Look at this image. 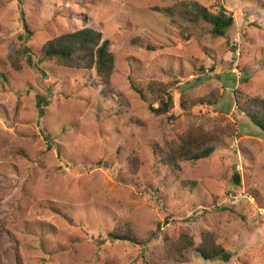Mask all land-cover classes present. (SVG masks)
<instances>
[{"label": "rangeland", "instance_id": "rangeland-1", "mask_svg": "<svg viewBox=\"0 0 264 264\" xmlns=\"http://www.w3.org/2000/svg\"><path fill=\"white\" fill-rule=\"evenodd\" d=\"M178 1L0 0V264H264V132L234 102L264 97V0H186L227 8L226 38L157 10ZM84 27L109 41L108 83L94 69L37 62L47 40ZM154 79L175 82L166 114L148 108ZM216 87L215 105L180 106ZM224 117L236 132L210 157L173 170L154 158V144ZM117 221L157 237L106 240ZM204 231L229 255L208 262L189 249L177 261L170 242Z\"/></svg>", "mask_w": 264, "mask_h": 264}, {"label": "trees", "instance_id": "trees-1", "mask_svg": "<svg viewBox=\"0 0 264 264\" xmlns=\"http://www.w3.org/2000/svg\"><path fill=\"white\" fill-rule=\"evenodd\" d=\"M17 1L21 3L22 0ZM157 10L164 13L175 23L194 26L201 23L207 24L209 25V33L214 37L226 38V31L234 22L233 14L221 4L218 5L217 11H210L203 5L183 0L175 2L171 6L157 8ZM21 21L24 29L23 34L28 36L30 30L25 22L23 11H21ZM21 52L27 54L28 61H30L28 49L23 47ZM44 60H55L59 65L71 68L94 69L96 75L104 83L109 82L114 63L113 54L109 51V41L102 39L100 32L92 27H84L63 33L47 40L38 53L37 62L41 63ZM174 84V81L159 79H154L147 84L146 90L150 95L148 108L152 113L162 115L169 111L173 100L168 90ZM134 89L144 98V94L140 89L136 87ZM220 97L221 92L216 87L199 95L188 106L180 101V106L183 109H189L195 105L212 106L218 102ZM42 101V97L38 96L37 106ZM234 102L237 111L244 114L256 127L264 132V97L255 95L237 96L234 94ZM224 119V125L212 128H207L203 124L191 125L182 135L178 136L177 140L170 142L163 148H159L157 144H154L152 147L154 158L160 166L169 167L173 170L178 168L180 163L194 162L210 157L220 142L226 137L234 136L236 132V122L227 117H224ZM129 161L132 168L136 169L137 159L131 158ZM52 209L60 213L55 207H52ZM157 231L150 232L147 237L141 238L129 227L117 221L112 229L106 233L105 238L106 240L129 242L134 245H145L157 237ZM170 248L177 261L183 259V253L189 249H192L200 259L208 262L221 260L224 259V256L229 255L223 247L216 243L215 235L209 231L201 233L199 242L182 233L170 242ZM177 255L180 258H177Z\"/></svg>", "mask_w": 264, "mask_h": 264}, {"label": "water", "instance_id": "water-1", "mask_svg": "<svg viewBox=\"0 0 264 264\" xmlns=\"http://www.w3.org/2000/svg\"><path fill=\"white\" fill-rule=\"evenodd\" d=\"M233 179H234L235 181H238V177H237L236 175L233 177Z\"/></svg>", "mask_w": 264, "mask_h": 264}]
</instances>
